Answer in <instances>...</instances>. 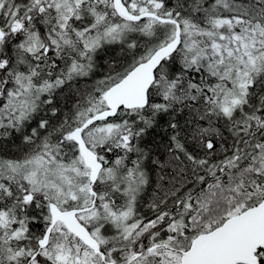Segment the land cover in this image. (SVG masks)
Wrapping results in <instances>:
<instances>
[{"label":"snow or ice","instance_id":"obj_1","mask_svg":"<svg viewBox=\"0 0 264 264\" xmlns=\"http://www.w3.org/2000/svg\"><path fill=\"white\" fill-rule=\"evenodd\" d=\"M0 264H264V0H0Z\"/></svg>","mask_w":264,"mask_h":264}]
</instances>
